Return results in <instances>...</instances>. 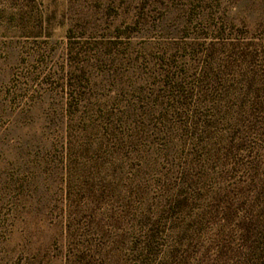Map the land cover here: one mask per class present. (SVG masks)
Here are the masks:
<instances>
[{"label": "rangeland", "instance_id": "rangeland-1", "mask_svg": "<svg viewBox=\"0 0 264 264\" xmlns=\"http://www.w3.org/2000/svg\"><path fill=\"white\" fill-rule=\"evenodd\" d=\"M264 0H0V264H257Z\"/></svg>", "mask_w": 264, "mask_h": 264}, {"label": "trees", "instance_id": "trees-1", "mask_svg": "<svg viewBox=\"0 0 264 264\" xmlns=\"http://www.w3.org/2000/svg\"><path fill=\"white\" fill-rule=\"evenodd\" d=\"M242 226L241 229L243 230V235H242V239L243 240H249V238L251 237L252 233H254L255 231H261L262 233V253L259 255V257L261 259H259V261L257 262V264H264V221H252V222H248L246 220H242Z\"/></svg>", "mask_w": 264, "mask_h": 264}]
</instances>
